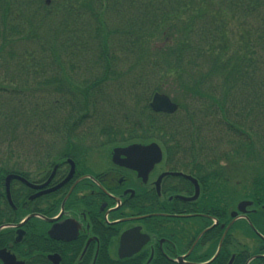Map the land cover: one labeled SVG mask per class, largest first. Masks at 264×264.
Masks as SVG:
<instances>
[{"label":"trees","instance_id":"trees-1","mask_svg":"<svg viewBox=\"0 0 264 264\" xmlns=\"http://www.w3.org/2000/svg\"><path fill=\"white\" fill-rule=\"evenodd\" d=\"M262 7L264 0H0V68L7 71L0 82V158L15 161L17 146H41L46 133V145L52 146L33 148L30 158L42 154L39 159H44L47 152V157L59 152L78 158L91 138L105 144L157 139L170 155L190 152L193 172L209 183L206 208L219 204L217 186L232 173L221 160L236 159L240 169L248 163L264 166ZM234 16L246 21L245 36L237 39L240 48L230 45ZM250 16L256 17L254 23H247ZM27 74L42 77L29 84ZM173 74L186 96L205 94L203 81L220 83L222 95L209 87L211 106L203 113L221 114L220 121L237 136L228 139L232 149L214 156L210 146H197L200 125L193 126L186 147L183 134L195 117L188 115L182 127L169 119L174 114L151 110L150 95L162 90L148 79ZM140 87L142 94H137ZM122 88L132 106L125 96L118 103L114 99L112 106L116 102L121 112L104 117L103 103L112 99V89ZM21 124L25 131L17 133ZM57 145L63 147L57 151ZM6 151L8 156L1 157ZM254 184L264 196V177Z\"/></svg>","mask_w":264,"mask_h":264},{"label":"flooded vegetation","instance_id":"flooded-vegetation-1","mask_svg":"<svg viewBox=\"0 0 264 264\" xmlns=\"http://www.w3.org/2000/svg\"><path fill=\"white\" fill-rule=\"evenodd\" d=\"M105 157L104 164L66 156L14 167L0 158V250L26 264H55L53 255L60 264H197L215 242L210 239L219 245L224 235L212 264H264V257L254 258L264 255V196L254 191L257 178L234 181V175H225L217 187L227 208L207 213L203 195L209 183L195 173L173 168L167 159L148 169L138 160L132 162L136 168L114 161L112 152ZM169 171L194 180L165 174ZM29 214L35 215L22 222ZM208 226L213 227L206 238L196 242ZM138 227L147 242L125 256L129 250L120 253L122 235Z\"/></svg>","mask_w":264,"mask_h":264},{"label":"rangeland","instance_id":"rangeland-1","mask_svg":"<svg viewBox=\"0 0 264 264\" xmlns=\"http://www.w3.org/2000/svg\"><path fill=\"white\" fill-rule=\"evenodd\" d=\"M44 1L47 2V1H51V0H44ZM261 10H262V17L264 18V7H262ZM112 20H115V19H111V21ZM246 20H247V23H252V22L254 23V21L256 20V17L250 16V17H247ZM245 22L246 21H244L242 17L237 18L234 16L231 20L230 26L233 28V32L230 33L231 34L230 35V37H231L230 38V41H231L230 45L232 46V43L235 44V48H240V46H241L237 42V39H239L240 36H245V34H244L245 33V26H244ZM41 30H43V28H41ZM231 49L232 48H230L229 52L235 51V49H233V50H231ZM22 50L27 51V48L22 49ZM28 50L32 51L33 49H28ZM36 50L38 53H40L39 49H36ZM16 51L20 52L18 50H16ZM125 66H127V64ZM199 68H205V67L200 66ZM5 72H7V71L4 68H0V82H2V76L5 74ZM25 77H26L29 84H34V82L36 80H39L42 76H39L36 74H27V76H25ZM5 80H7L5 82V84L11 85V83L9 82V80L7 78ZM180 81H181V79H178L175 74H173L170 77L169 76L157 77V75H155V77L148 79V84L151 83V87H152V86L157 85V83H158L162 92L167 93L175 101H177L178 103L183 105L180 107V109H178V111H177L178 113L175 112V113H173L174 115H172V113L171 114L167 113L168 115H172L169 117V119H171L173 121L174 125L178 124V125H181L183 127L182 121L186 120L185 117H189V116L195 117L193 119V121L195 120L194 122L193 121L188 122V125H187V126H189V129L187 128L188 132L183 134L184 143L185 144L188 143L190 135H192L193 132L195 131L194 127H197L200 125L202 128V139H198L196 141V143L198 144V145L196 144L197 146H200V145H207V147L213 146L210 148V150L208 152L214 156H219L222 153H224V151H227V149H232V146L230 144L227 145L228 144L227 142H228V139L237 138L235 132H233L232 130H228V127H227L225 121L223 124L221 122H219V115L214 116L213 114H211V111H206V114L203 113L204 109L209 110L210 108L208 106H211V101L208 104L207 94L209 93V89L211 88L212 85L214 87V92L217 95H222L224 89L222 86L219 87L220 83H218L216 78L214 80H210V81H203V83L205 84L204 91H207L205 94L195 95V96L194 95H187L186 96V94L184 93V88L182 89ZM123 83L127 84V81H124ZM217 85H218V87H217ZM142 91H143V88L140 87L137 89L136 92H137V94H139V93L142 94ZM131 95H134V93ZM124 96L127 98L128 107H129V105L132 106V104L129 100L130 97L125 95V91L123 90V88L122 89H112V91L110 92V98H112V99H108L107 102L103 103L104 104L103 110L106 113V115H103V116L106 117V116L111 115V114H113V116L119 115L121 110L116 108V107H118V105H116V102L117 103L120 102V100ZM151 98H152V95H150L149 101L151 100ZM114 99L116 102H114L115 105L112 106ZM106 103H110V106H109V104H106ZM228 110L232 114V111H234L233 106L228 107ZM103 116H102V123H104V121H105ZM212 116H213V119L211 118ZM204 123L211 125V126L207 125V126H209V129L206 126H204ZM201 124H203V125H201ZM224 127L227 130H224ZM263 127H264V124L262 122L261 128H263ZM84 128H86V127H84ZM29 129L31 131H33V125H31L29 127ZM150 129H152V128H150ZM22 131H25L24 124H21L18 126L17 133H22ZM48 139H49V137L47 136V133H46L44 136V142L41 146H36V145L32 146V144L29 145L27 142H24V144L16 147L19 149V154L16 157V159L23 162L27 158L32 157L30 155H32V149L33 148H35L37 150H39V148L48 149L50 146H52V145H46V144H50ZM93 139L94 138H91L90 142H87L85 144V145H90V147H86L88 149V151L86 152L87 153L86 158L96 162L95 164H99V163L104 164L107 161V158L105 156L107 155V151L109 150L108 149L109 144H105L103 141H101L102 140L101 138L99 139V141L91 142V140H93ZM150 140H156L158 142L160 141L157 139H149V140H147V142ZM17 142H18V138L14 141V144L19 145L20 143H17ZM186 146H190V145H186ZM208 152L204 151L203 153L205 154ZM183 154L185 156H189L190 152L185 151V152H183ZM221 162H227L225 164H222V163L221 164L226 165L229 169L231 168V166L236 167V165H238V162L236 159H234V161L232 163H230L229 161H221ZM248 165H251V163H248ZM176 168H178V167H176Z\"/></svg>","mask_w":264,"mask_h":264},{"label":"water","instance_id":"water-1","mask_svg":"<svg viewBox=\"0 0 264 264\" xmlns=\"http://www.w3.org/2000/svg\"><path fill=\"white\" fill-rule=\"evenodd\" d=\"M150 105L155 111H164L169 113L176 111L178 108V104L173 102L168 95L159 92H156L153 95ZM121 154H126L127 157L125 159H120ZM161 157L162 152L156 142H152L150 144L133 143L126 147H116L114 148L113 153L114 161H118L133 168H136L137 166H134L132 162L134 163L135 160H138L139 162L146 164V168L150 169V167H152L156 161L160 160ZM138 230L139 227L133 230H128L123 234L121 239L120 253L123 250H129L126 255H130L146 241V235H142ZM133 231L135 233H133ZM137 233L139 236H143L141 237L142 239L140 241L134 240V237L137 235ZM0 258L2 259L1 264H24V261L17 260L14 254H11L5 249L0 250ZM53 258L54 262L58 264L56 259L57 256H52V259Z\"/></svg>","mask_w":264,"mask_h":264}]
</instances>
